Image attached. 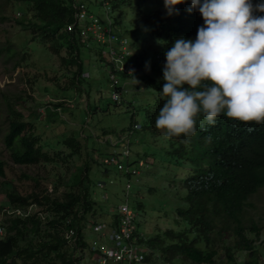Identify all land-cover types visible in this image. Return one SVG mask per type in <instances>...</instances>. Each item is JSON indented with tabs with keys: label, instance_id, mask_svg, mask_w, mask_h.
<instances>
[{
	"label": "rangeland",
	"instance_id": "obj_1",
	"mask_svg": "<svg viewBox=\"0 0 264 264\" xmlns=\"http://www.w3.org/2000/svg\"><path fill=\"white\" fill-rule=\"evenodd\" d=\"M82 2L102 21H106L107 16L116 18L125 30L122 34L127 36V48L132 55L128 57V65L134 74L128 78L129 81L124 80L127 91L122 93L119 102H114L111 97L113 86L108 73L112 69L108 58L99 49L105 47V43L94 40L89 46H83L79 39H73L79 46L74 62L64 41L54 51L49 47L50 42L34 34V27L28 24L32 16L28 3L0 0V160L5 162V173L0 175V226H6L7 217H23L18 214L27 210L22 206L10 207L9 193L20 196L37 193L50 200L63 199L74 176L89 160L84 185L88 186L94 203L80 224L82 239L87 246L77 251L69 249L77 264H97L91 244L99 238L92 227L95 222L107 220L112 212L115 213L114 209L124 201L127 190V177L115 164H103V156L114 149L104 141L105 138L110 135L116 140L121 133L132 130L130 159L141 157L148 163V167L140 169L137 181L132 182L133 195L130 199L131 206L139 215L137 225L148 239L170 228L182 230L187 227L184 222H176V208L184 205L183 197L188 192L184 182L189 175L190 164L177 161L169 153L168 137L163 130L153 133L145 127L147 113L154 107L159 94L141 80L154 75L149 72L150 66L154 61L165 59L164 51L170 41L153 36L150 28L141 27L136 8L141 7L144 15L161 11L164 17L163 0H125L116 8L112 6V0ZM105 3L108 10L104 7ZM62 32L70 37L68 29ZM158 40L161 43H157ZM146 61L149 62L147 70ZM8 103L32 125L43 150L58 156L56 161L25 165L11 161L3 141ZM69 137L79 138L81 149L78 154L71 153L63 143ZM97 181L105 183L98 187ZM246 209L247 223L255 222L261 226L258 237L250 231L247 235L256 239L259 264H264V187L248 199ZM37 212L46 216L41 222L43 238L48 228L51 229L47 220L52 217L53 211L46 202L36 203V208L30 210V213ZM5 230L6 227L0 239L4 237ZM64 231L65 226L58 228L60 236L64 237ZM39 238L36 235L32 239L27 237V240L36 242ZM231 242V237L226 234L220 243ZM20 244L24 241L21 240ZM222 247L218 245V255L212 264H244L247 260L245 251H235L234 261H228ZM51 258L54 264L61 262L58 256L52 254ZM49 260L50 255L43 258L42 264H47ZM180 263L181 260L175 261V264ZM158 264L169 263L161 261Z\"/></svg>",
	"mask_w": 264,
	"mask_h": 264
},
{
	"label": "trees",
	"instance_id": "obj_2",
	"mask_svg": "<svg viewBox=\"0 0 264 264\" xmlns=\"http://www.w3.org/2000/svg\"><path fill=\"white\" fill-rule=\"evenodd\" d=\"M3 1L28 3L32 12L28 24L34 27V34L50 42L49 47L54 51H57L58 46L64 41L72 54V61H76L79 46L71 36L67 37L62 32L74 21L75 0ZM112 1L114 8L125 2V0ZM252 2L255 5L264 0H252ZM137 7L140 26L150 28L153 36L168 39L170 41L168 47L171 41L180 36L195 39L198 26L203 24V18L198 11L186 10L190 7V0L175 6L179 9L178 14L171 16L164 14V17L161 11L144 15L141 7ZM255 14L264 15L259 12ZM112 19L119 28L118 35L126 36L122 34V31L125 33L123 26H120L116 18ZM131 56L129 54L126 57V65H128V57ZM164 62L165 59L154 61L150 66L151 70L149 69L154 75L140 79L144 85L152 87L157 92L165 82L162 79ZM133 74L134 72L130 75L121 72L119 77L121 80H128ZM125 91H127L126 86L118 100L114 102H119ZM162 104L163 101L158 97L154 107L146 116L145 127L153 133L158 131L157 128L155 129V118ZM6 120L3 141L14 164H36L41 161L57 160L58 156L43 150L39 137L33 133L32 125L25 121L23 114L9 103ZM168 141L169 153L177 161L190 164V172L184 182L188 190L183 197L184 205L176 208V222H184L187 227L182 230L170 228L146 240V244L155 252V263L165 261L175 264L176 260H181L180 264H212L214 257L218 255V245H223L228 261H234L235 251H245L247 260L244 264H259L256 239L248 237L247 231L258 237L261 226L255 222L247 223L245 213L248 199L264 187V123L239 122L220 115L214 125L198 123L195 135L191 137L180 135L168 138ZM63 143L70 148L71 153L80 152L81 143L78 137L66 138ZM89 163V160L86 161L84 167L79 169L70 183V190L64 192L63 199L50 200L47 196H39L37 193L25 196L8 194L12 208L47 202L53 214L47 220L51 229L48 228L43 238H41L42 219L38 215L7 217L6 232L0 239V264H42L43 258L48 255L51 261L49 260L47 264H54L52 254L61 259L59 264H77L71 256L72 251L69 249L71 247L67 245L63 235L58 234V228L75 227L78 247L82 249L87 246L82 239L80 224L94 203L88 186L84 185ZM103 164L106 165L104 162ZM4 169L5 162L0 160L1 176L5 173ZM68 217H71L70 223L66 222ZM116 219V214L112 212L107 220L99 222L115 224ZM96 223L98 222L94 224ZM226 234H229L232 242L221 244ZM36 235L40 237L39 240L30 242ZM27 237L31 239L27 240ZM21 240L24 241L22 245ZM71 249L76 250V248Z\"/></svg>",
	"mask_w": 264,
	"mask_h": 264
},
{
	"label": "clouds",
	"instance_id": "obj_3",
	"mask_svg": "<svg viewBox=\"0 0 264 264\" xmlns=\"http://www.w3.org/2000/svg\"><path fill=\"white\" fill-rule=\"evenodd\" d=\"M186 2L163 0L165 15ZM186 10L198 11L203 24L195 39L177 37L164 51L155 127L171 138L191 137L198 123L214 125L220 115L264 123V15L255 14L264 13V2L190 0Z\"/></svg>",
	"mask_w": 264,
	"mask_h": 264
},
{
	"label": "built area",
	"instance_id": "obj_4",
	"mask_svg": "<svg viewBox=\"0 0 264 264\" xmlns=\"http://www.w3.org/2000/svg\"><path fill=\"white\" fill-rule=\"evenodd\" d=\"M106 3L104 7L108 10ZM73 8L75 10L74 21L66 29L69 30L71 38L79 39L85 46H89L94 40L97 43L106 44L105 47L99 49L100 53L108 58L111 65L110 69L112 70L108 73L113 86L111 97L113 100H118L127 83L124 79H120L119 73L128 75L133 73L132 68L125 63V59L129 55L126 44L127 37L118 35L119 28L113 19L107 16L106 21H102L97 15L89 11L82 0H75ZM131 134L132 130H128L121 133L116 140L110 135L104 140L114 149L104 157L103 162L108 166L115 164L117 169L127 177V190L124 194V201L114 209L117 216L116 223L98 222L92 227L99 238L98 241L93 242L91 247L96 256L97 264H157L154 261L155 252L146 244L148 239L146 234H143L137 225L139 215L130 202L133 195L132 182L137 181L140 169L147 166V162L143 159L130 160ZM110 182L113 180L110 179ZM104 183V181H97V186L100 187ZM26 207L27 210H22L23 213L18 215L36 214L30 213L32 208H36L35 203H30ZM6 212H10L8 208ZM36 215L42 220L46 217L42 212H37ZM68 218L66 222L70 223L71 219ZM3 230L4 226H0V234L3 233ZM77 235L75 227L65 228L64 239L71 248H76V251L79 248Z\"/></svg>",
	"mask_w": 264,
	"mask_h": 264
},
{
	"label": "crops",
	"instance_id": "obj_5",
	"mask_svg": "<svg viewBox=\"0 0 264 264\" xmlns=\"http://www.w3.org/2000/svg\"><path fill=\"white\" fill-rule=\"evenodd\" d=\"M81 45H83V46H85L84 44H81ZM143 88V87H142ZM135 159H143V158H141V157H135V158H132V159H130L131 161H134ZM144 160V159H143ZM145 161V160H144ZM146 167H148V163H147V166ZM95 241V240H94ZM93 241V242H94Z\"/></svg>",
	"mask_w": 264,
	"mask_h": 264
}]
</instances>
